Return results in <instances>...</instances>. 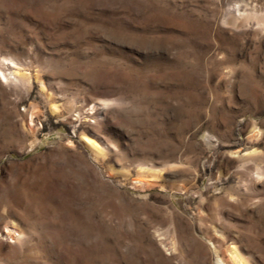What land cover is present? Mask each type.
Returning a JSON list of instances; mask_svg holds the SVG:
<instances>
[{
    "label": "rangeland",
    "instance_id": "1",
    "mask_svg": "<svg viewBox=\"0 0 264 264\" xmlns=\"http://www.w3.org/2000/svg\"><path fill=\"white\" fill-rule=\"evenodd\" d=\"M232 248L264 264V0H0V264Z\"/></svg>",
    "mask_w": 264,
    "mask_h": 264
},
{
    "label": "bare ground",
    "instance_id": "2",
    "mask_svg": "<svg viewBox=\"0 0 264 264\" xmlns=\"http://www.w3.org/2000/svg\"><path fill=\"white\" fill-rule=\"evenodd\" d=\"M87 143H89L90 147H92L93 149H95L96 151L98 150V147L95 145L94 142L90 141V140H86ZM17 231L13 228L12 230H7L6 233L8 234H12L15 235ZM231 261L233 262V264H239L242 263V259L240 258V256L238 255L237 251L235 248L231 249ZM221 264V263H220Z\"/></svg>",
    "mask_w": 264,
    "mask_h": 264
}]
</instances>
